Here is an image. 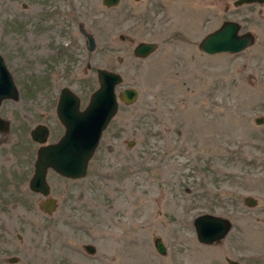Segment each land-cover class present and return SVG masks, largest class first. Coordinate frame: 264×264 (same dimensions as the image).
<instances>
[{"label": "rangeland", "instance_id": "1", "mask_svg": "<svg viewBox=\"0 0 264 264\" xmlns=\"http://www.w3.org/2000/svg\"><path fill=\"white\" fill-rule=\"evenodd\" d=\"M52 1L42 0L43 9ZM232 2L120 0L106 7L102 0H57V29L62 34L69 28L72 36L57 45L44 39L25 46L20 34L3 39L5 21L36 19L41 0H0V51L26 58L32 70L46 56L31 61L26 51L36 56L40 48L55 53L58 46L56 88L70 86L82 108L98 87L97 68L121 74L116 93L123 87L139 93L134 103L119 102L86 176L69 184L57 212L39 209L35 197L21 204L27 223H10L22 236L15 252L20 264H227L225 256L245 251L249 234L264 239L263 221L248 214L243 200L264 196V122H255L264 116V3ZM226 19L250 30L255 43L237 54L202 53L198 42ZM77 21L95 34L93 50H87ZM141 41L156 42L158 49L136 57L133 49ZM14 77L35 80L21 67ZM10 108L22 117L33 111L14 102ZM203 213L232 222L226 238L198 241L193 220ZM156 236L164 255L154 247ZM86 244L95 251L87 252Z\"/></svg>", "mask_w": 264, "mask_h": 264}, {"label": "flooded vegetation", "instance_id": "2", "mask_svg": "<svg viewBox=\"0 0 264 264\" xmlns=\"http://www.w3.org/2000/svg\"><path fill=\"white\" fill-rule=\"evenodd\" d=\"M235 1L236 0H233L232 2L234 7L247 5H235ZM56 2L57 0L52 1L47 9L44 10V3L41 0V3L37 5V14H35L36 19H6L4 24L5 32L3 31L4 35H2L3 39L6 38L8 42H11L10 38L12 35L20 34V42L23 45L25 44V46H27V44L42 43L44 39H48L50 42L57 45L58 42L64 41L62 39L70 37V35L72 36L73 32L69 28L63 29L62 34H60L61 32L57 29L59 11L55 5ZM20 7L26 9L28 4L26 2H21ZM229 9L230 7L226 5L225 11L229 12ZM8 14L10 15L9 12ZM65 15L70 17L68 12H65ZM239 24L241 26L240 32L246 31H241L242 24L240 22ZM63 25L66 26V24ZM76 26L79 35H81L85 41L86 48L87 33L94 36L96 46L95 34L86 28L84 22L77 21ZM26 38L27 41H25ZM55 50L56 52L54 53L53 50L43 51V48H40L33 52L36 53V56L29 54L31 50L26 51L31 61L38 58V55L46 56L45 61L35 62L36 68L32 70L28 67L29 64L26 58L13 56L10 54L9 50L7 53L0 51V264H20L19 256L15 252L20 250L22 236L19 230H17L18 228L11 226L10 223L15 219H17L18 223L22 220L27 223V213L21 205L25 202L26 198L35 197L39 209L47 213H55L60 208L61 195L66 196V199L69 197L67 193L69 184L73 185L75 181L81 179L64 176L48 166L45 169V182L47 184L46 193L44 194L42 191L33 190L30 187L31 179L36 170V162L39 159V151L43 147L56 143L65 132V128L59 120L58 114V104L62 89L68 88L79 97L80 110L85 107H81L80 96L72 90L70 86L63 85L61 88H56L58 80V46L55 47ZM53 54L55 57H50V55ZM20 67L23 69L24 73H29V75L34 73L35 80L17 82L14 74ZM87 67H89V64H87ZM10 86L14 87V95L10 93ZM25 86L28 87V90ZM124 88L125 87H123L122 90ZM26 90L27 93L24 92ZM122 90L116 93L117 96ZM22 96L23 98H21ZM118 101L121 102L119 97ZM11 102L18 103L20 109L23 105L32 107L33 111L28 112V114L22 117L16 114L14 109H12V111L9 110L11 109ZM5 109L7 110L5 111ZM59 182L66 183V188H57L56 184ZM49 200H52L54 203V209L51 211H47L42 206L43 203ZM243 200L245 204H247L248 214L253 212L258 213L259 216H257V220L263 221L264 223V196L261 198L256 196H245ZM14 208H17L16 213L13 212ZM230 223L231 230L233 224L231 221ZM29 230L31 233H36L38 231L37 227H29ZM256 235L260 236L262 234L253 233L252 237L251 234H249L248 240L243 248L245 251L241 254L234 255L235 257L225 256L226 263L264 264V245H262L264 239H258ZM226 236L224 238H226ZM13 238L16 240L15 243L12 242ZM254 246H259L257 248L262 250L254 252L252 250L255 248ZM6 249L9 251H4Z\"/></svg>", "mask_w": 264, "mask_h": 264}, {"label": "water", "instance_id": "3", "mask_svg": "<svg viewBox=\"0 0 264 264\" xmlns=\"http://www.w3.org/2000/svg\"><path fill=\"white\" fill-rule=\"evenodd\" d=\"M120 0H102L105 6L111 7ZM264 3V0H236L235 5ZM237 21H223L218 28L206 34L198 43L201 52L208 55L237 54L251 47L255 42L254 34L246 30L240 32ZM123 38V36H121ZM88 50L95 48L94 36L86 34ZM158 48L156 42L141 41L133 49V55L145 58ZM98 87L90 94L88 103L80 110L79 97L63 88L60 93L58 114L59 120L65 128L60 139L39 151L36 170L30 182L33 190L47 191L45 169L50 166L64 176L74 179L86 176L88 163L93 157L103 131L118 112V97L124 104L134 103L138 98V90L134 87L124 88L117 96L115 88L123 82L120 73L105 68L96 69ZM10 93L14 95V87L10 86ZM255 122H264V116L255 117ZM47 211L54 208L52 200L42 205ZM196 237L203 244H212L223 239L230 230L229 219L204 213L193 220ZM155 249L162 255L166 253L165 245L158 236L153 239ZM84 249L93 253L95 248L91 244L84 245Z\"/></svg>", "mask_w": 264, "mask_h": 264}]
</instances>
